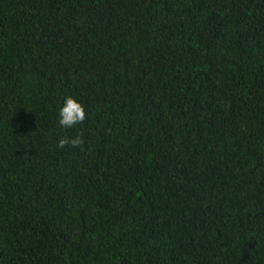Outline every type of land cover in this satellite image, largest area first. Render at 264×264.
I'll use <instances>...</instances> for the list:
<instances>
[{
	"label": "trees",
	"instance_id": "16d2710c",
	"mask_svg": "<svg viewBox=\"0 0 264 264\" xmlns=\"http://www.w3.org/2000/svg\"><path fill=\"white\" fill-rule=\"evenodd\" d=\"M0 264H264V0H0Z\"/></svg>",
	"mask_w": 264,
	"mask_h": 264
},
{
	"label": "clouds",
	"instance_id": "9594fccd",
	"mask_svg": "<svg viewBox=\"0 0 264 264\" xmlns=\"http://www.w3.org/2000/svg\"><path fill=\"white\" fill-rule=\"evenodd\" d=\"M86 110L84 105L77 99L68 96L65 98L63 106L59 109V124L64 128H71L76 124H82L86 119ZM70 144L73 147L83 148L84 140L81 136L75 138H61L59 140V147L63 148Z\"/></svg>",
	"mask_w": 264,
	"mask_h": 264
}]
</instances>
